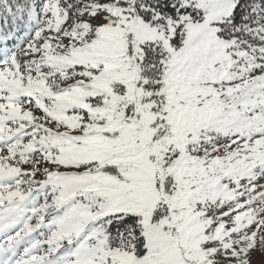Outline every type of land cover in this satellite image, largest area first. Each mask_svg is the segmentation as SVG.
<instances>
[{"label":"snow or ice","instance_id":"obj_1","mask_svg":"<svg viewBox=\"0 0 264 264\" xmlns=\"http://www.w3.org/2000/svg\"><path fill=\"white\" fill-rule=\"evenodd\" d=\"M0 264H264V0H0Z\"/></svg>","mask_w":264,"mask_h":264}]
</instances>
